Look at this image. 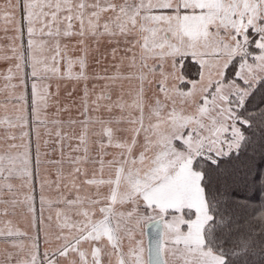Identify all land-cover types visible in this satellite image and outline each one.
Here are the masks:
<instances>
[{
  "label": "snow or ice",
  "instance_id": "6c2138e0",
  "mask_svg": "<svg viewBox=\"0 0 264 264\" xmlns=\"http://www.w3.org/2000/svg\"><path fill=\"white\" fill-rule=\"evenodd\" d=\"M0 25V264H264V0Z\"/></svg>",
  "mask_w": 264,
  "mask_h": 264
},
{
  "label": "trees",
  "instance_id": "16d2710c",
  "mask_svg": "<svg viewBox=\"0 0 264 264\" xmlns=\"http://www.w3.org/2000/svg\"><path fill=\"white\" fill-rule=\"evenodd\" d=\"M254 259H255L257 262H259V261L261 260V257L257 254V255L254 256Z\"/></svg>",
  "mask_w": 264,
  "mask_h": 264
},
{
  "label": "rangeland",
  "instance_id": "374dc122",
  "mask_svg": "<svg viewBox=\"0 0 264 264\" xmlns=\"http://www.w3.org/2000/svg\"><path fill=\"white\" fill-rule=\"evenodd\" d=\"M0 2H2V0H0ZM0 27H2V25H0ZM3 32H0V37H3Z\"/></svg>",
  "mask_w": 264,
  "mask_h": 264
}]
</instances>
